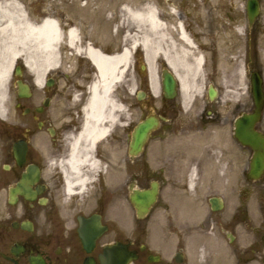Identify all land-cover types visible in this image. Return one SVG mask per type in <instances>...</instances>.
<instances>
[{
	"label": "flooded vegetation",
	"instance_id": "1",
	"mask_svg": "<svg viewBox=\"0 0 264 264\" xmlns=\"http://www.w3.org/2000/svg\"><path fill=\"white\" fill-rule=\"evenodd\" d=\"M73 1L52 0L62 39L43 85L24 60L6 90L5 77L0 81V264H105L109 248L117 244L119 259L123 253L135 256L129 264L177 263L184 240L178 235L167 258L168 243L154 242L152 223H161L157 209L168 220L174 218L170 202L180 191L194 196L198 240L206 244L214 234L224 239L237 264H264V220L252 225L250 219V184L258 182L249 179L251 148L234 138L235 120L254 110L251 74L256 71L264 80V65L254 63L248 48L233 59V52L219 45L227 26L219 20V10L225 18L248 19L249 0H237L244 7L236 17L206 0L167 1L161 12L163 53L154 63L157 89L149 67L147 76L138 74L136 54L131 68L135 93L126 84L114 87V98L125 111L117 113L108 134L93 145L90 160L84 156L75 167L69 159L98 79L86 48L103 53L118 48L112 39L105 46L101 0H82L93 16L84 18L76 46L69 43L72 23L66 19ZM260 17L252 27L247 22L248 31ZM176 56L180 62L175 66L171 58ZM180 74L189 80L187 93ZM19 81L29 86L24 90L28 96L21 97ZM147 117L157 125L137 154L132 131ZM255 129L264 133V109ZM79 145V155H84L85 141ZM155 184L157 200L140 218L137 192ZM168 186L174 193L165 199Z\"/></svg>",
	"mask_w": 264,
	"mask_h": 264
},
{
	"label": "bare ground",
	"instance_id": "2",
	"mask_svg": "<svg viewBox=\"0 0 264 264\" xmlns=\"http://www.w3.org/2000/svg\"><path fill=\"white\" fill-rule=\"evenodd\" d=\"M124 18L129 19L135 31L128 30L124 36V47L118 55H106L88 46L87 54L92 58L98 69V79L91 86V95L85 107V124L78 139L73 144L70 164L75 167L84 156L90 160L89 153L95 143L103 139L108 126L116 122L117 113L125 108L118 103L113 94V87L124 81L130 65L131 52L142 47L152 76V86L157 89L154 72V57L162 53L161 44L164 39V23L159 10L152 4H145L141 9L123 7ZM242 32V27H239ZM185 44L190 40L185 31L180 33ZM78 29L68 30L69 43L76 46ZM62 39L60 21L51 16L34 20L30 13L18 0L0 1V81L5 77V90L9 81L11 68L16 59L24 58L27 66L36 76V83L42 86L44 76L49 72L56 60L57 47ZM175 64L179 57L171 58ZM201 58H196L199 65ZM176 66V65H175ZM185 93L190 86L186 76L180 74ZM86 143V153L79 155L80 141Z\"/></svg>",
	"mask_w": 264,
	"mask_h": 264
},
{
	"label": "rangeland",
	"instance_id": "3",
	"mask_svg": "<svg viewBox=\"0 0 264 264\" xmlns=\"http://www.w3.org/2000/svg\"><path fill=\"white\" fill-rule=\"evenodd\" d=\"M25 8L26 11L30 13V16L34 18V20H41V18L45 16H53L52 14V0H18ZM101 8L103 13V20H104V29H105V46H109L111 41L113 43L112 46L118 48L117 50H121L123 46V36L125 35L127 30L135 31V27L130 24L131 21L129 19L124 18V10L123 7L128 5L133 9H141L145 4H152L154 5L159 12L163 11V7L165 3L170 0H101ZM208 4H214L213 6H217L219 4L220 7L226 8V10H230L231 15L236 17L237 12L240 11V8H243V2H239L237 0H206ZM220 15L218 16L219 20L224 22L227 21L225 24L226 33H223L219 36V45L226 48L228 51L233 52V59H238V57H242L246 53V49H249L250 55L254 58V63L264 65V1H262V14L259 20V25H255L253 29L247 30V19H231L225 18L221 9L219 10ZM93 16V9L91 6L85 4L82 0H74L72 3V10L69 13L67 22H71L73 26L81 27L85 17ZM242 27V32H238V28ZM117 27L120 32L115 33L113 32V28ZM112 39V40H111ZM111 40V41H110ZM248 44V47H247ZM242 45V46H241ZM241 46L242 51L239 52V47ZM162 48V44H161ZM139 53V62H138V71L140 72V64H145V61L142 56V49L141 47L138 48ZM259 61V63H258ZM252 63L251 65H253ZM257 66V65H256ZM138 72V74H140ZM146 70L143 72V75L146 76ZM131 74L127 73L126 81L123 85H129V90L132 89L135 85L129 78ZM128 87V86H127ZM241 91V90H239ZM131 92V90H130ZM132 94V93H131ZM238 95H234V103L237 102ZM141 112H137V116L140 118ZM252 152L250 151V157ZM178 182V180H176ZM180 182V181H179ZM172 187H167L164 190L163 195L165 199L170 198L171 195L174 193ZM250 219L252 221V225H259L261 220H264V178L256 183L250 184ZM177 211V209H175ZM180 215L183 219L189 214H192L191 207H183L181 210H178ZM157 213L163 215L162 209H157ZM256 212V213H255ZM160 217V221L163 218ZM153 225V233H154V242L162 241L164 243L170 244L172 238L180 237L183 241V246L186 250L194 251L202 256H205L207 252H209V247L206 246L203 241H200L196 238L189 240L186 243V232L187 231V224L184 223H175L170 222L165 225H161L160 223L154 222ZM184 230V231H183ZM163 231V233H162ZM162 233V234H161ZM176 233V235L174 234ZM214 234H211V237ZM190 241L194 243V246L191 247ZM226 261L224 260H216L214 264H225ZM230 262V261H229ZM228 262V263H229ZM179 264V263H173ZM191 264V263H190ZM194 264V263H192ZM200 264V263H197Z\"/></svg>",
	"mask_w": 264,
	"mask_h": 264
},
{
	"label": "water",
	"instance_id": "4",
	"mask_svg": "<svg viewBox=\"0 0 264 264\" xmlns=\"http://www.w3.org/2000/svg\"><path fill=\"white\" fill-rule=\"evenodd\" d=\"M259 13L257 0L249 2V19L250 23L254 21L255 16ZM252 91L255 98L256 108L252 114L240 117L235 123V135L243 143L249 144L254 149V156L251 161V178H257L264 172V136L254 129L255 123L260 117L261 110L264 106V92L262 80L259 77L252 78ZM155 121L151 118L138 124L133 133L132 147L141 150L147 139L149 131L153 128ZM157 188L152 190L140 191L136 196V204L140 213L146 211L156 198ZM129 258L122 259V264H127Z\"/></svg>",
	"mask_w": 264,
	"mask_h": 264
}]
</instances>
